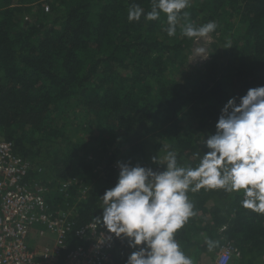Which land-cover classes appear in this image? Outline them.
<instances>
[{
	"label": "trees",
	"instance_id": "16d2710c",
	"mask_svg": "<svg viewBox=\"0 0 264 264\" xmlns=\"http://www.w3.org/2000/svg\"><path fill=\"white\" fill-rule=\"evenodd\" d=\"M133 3L151 10V0H0V136L32 163L27 180L48 188V210L73 211L64 255L78 244L80 226L99 224L117 161L163 170L154 147L195 166L228 99L238 103L264 85V0H191L173 37L164 14L129 22ZM210 21L231 39L226 59L193 71L195 38L182 29ZM218 194L188 193L196 215L176 233L182 250L196 255L209 252L208 239L219 242L216 250L229 240L240 252L236 264H264V214L242 208L235 193L219 216L209 208ZM131 251L116 238L107 263L125 264Z\"/></svg>",
	"mask_w": 264,
	"mask_h": 264
},
{
	"label": "clouds",
	"instance_id": "9594fccd",
	"mask_svg": "<svg viewBox=\"0 0 264 264\" xmlns=\"http://www.w3.org/2000/svg\"><path fill=\"white\" fill-rule=\"evenodd\" d=\"M191 0H151L147 13L131 4L128 20H159L163 29L176 35L178 18L187 20ZM214 21L195 26L187 22L182 35L205 38L215 31ZM203 52V49L199 50ZM215 133L204 140L206 152L195 166L181 165L177 153L164 157L166 167L154 171L139 163L117 161L115 185L106 189L101 216L94 219L115 238L126 240L132 249L125 264H194L176 239V233L196 215L188 193L223 190L242 196L240 206L264 214V85L249 88L245 95L232 97L222 107ZM154 161L156 158H153ZM111 236L108 237L111 240ZM212 251L218 241L208 239Z\"/></svg>",
	"mask_w": 264,
	"mask_h": 264
},
{
	"label": "built area",
	"instance_id": "2783aa9c",
	"mask_svg": "<svg viewBox=\"0 0 264 264\" xmlns=\"http://www.w3.org/2000/svg\"><path fill=\"white\" fill-rule=\"evenodd\" d=\"M31 167L30 160L0 136V264H108L116 238L94 221L76 230L78 244L64 255L73 211L48 210V188L27 180ZM236 253V245L227 240L217 264H233Z\"/></svg>",
	"mask_w": 264,
	"mask_h": 264
},
{
	"label": "rangeland",
	"instance_id": "374dc122",
	"mask_svg": "<svg viewBox=\"0 0 264 264\" xmlns=\"http://www.w3.org/2000/svg\"><path fill=\"white\" fill-rule=\"evenodd\" d=\"M215 23L217 25L215 31L211 32L208 35V37L195 39L192 44V47L189 52L188 65L190 66V69L193 71H197V72L200 70L203 71L205 69L204 68L205 63L209 60L215 59L217 62L223 63L226 59V53L228 51V47L231 44V39L227 37H223V33H224L223 26L221 24H218L217 22ZM200 49H203V52H200L199 51ZM184 118H189V116L186 117L185 115ZM159 139L160 138L158 136H153L152 142L155 144L156 142L159 141ZM152 153L154 154L155 158L158 160L163 159L165 156V155L161 156L162 154L159 152L157 155V150L154 147H152ZM218 192L219 194L210 201L209 208L211 210L214 208H218L219 209L218 215L224 217L226 213L227 204L230 201L229 196L235 193L227 192L228 195H226L225 191L218 190ZM203 218L210 221L212 219V216L211 214L210 215L207 214L204 215ZM221 232H222V228L219 227L217 230V234L219 235L218 240L224 241L225 235H222ZM222 246L223 244L220 246L218 250L214 248L212 251L209 252L206 251L199 252L197 250L198 252L196 253V255H192L189 252H185V253L186 255L190 256L193 259L194 264H217V257L221 251ZM232 257H233L232 258L233 264L239 263V255L237 253L233 254Z\"/></svg>",
	"mask_w": 264,
	"mask_h": 264
}]
</instances>
